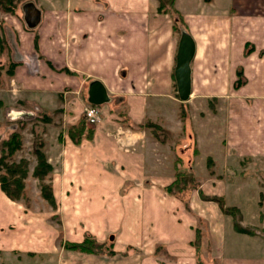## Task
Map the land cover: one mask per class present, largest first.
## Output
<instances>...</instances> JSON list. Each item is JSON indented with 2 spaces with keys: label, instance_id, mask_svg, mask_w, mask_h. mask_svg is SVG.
I'll use <instances>...</instances> for the list:
<instances>
[{
  "label": "rangeland",
  "instance_id": "obj_1",
  "mask_svg": "<svg viewBox=\"0 0 264 264\" xmlns=\"http://www.w3.org/2000/svg\"><path fill=\"white\" fill-rule=\"evenodd\" d=\"M152 1L158 9V1ZM64 2L19 0L14 14L0 10V146L11 133L18 132L21 147L12 159L28 162L16 198L8 197L0 187V264H155L154 259L157 264H171L177 258L173 252L184 257L194 255L196 264H221L219 259L211 258L218 254L224 260H264V0H175L174 8L187 22V28L178 23L179 32L172 29L177 35L192 32L201 40L208 34L207 26L216 29L219 21L227 27L237 26L231 38L236 42L237 37L241 38V28L243 32L249 30L246 19L255 26L251 27L253 42L244 44L255 50L243 71L251 77L243 88L250 97H241L242 90L230 85L226 70L225 83L212 88L228 98L207 100L197 96L192 102H180L176 96H161L149 103L146 118L137 124L122 118L125 108H115L112 97L109 103L97 105L99 122L86 121L85 110L91 105L88 88L98 81L94 77L85 79L83 75L80 88L65 78L67 86L60 91L62 87L57 84L34 88L32 73L24 76L25 69L17 78L15 68L12 74L8 71L12 61L20 60V53L34 62L36 53L28 37L41 26L56 31L57 21L68 10ZM32 9L44 18L34 26L27 19L35 18ZM206 39L212 40L208 36ZM58 41L57 35L51 38L53 48H58ZM63 72L67 76L75 74ZM106 107L115 109L118 121L125 124L120 133L117 129L108 136L118 135L119 148L131 152L133 143H122L121 136L145 132V171L152 176L172 175L169 183L123 182L116 174L125 172V167L112 165L109 159L91 158L88 144L76 152L77 165L69 162L74 156L69 148L57 152L56 125L69 126L60 109L82 112L73 125L94 129ZM240 111L248 112L244 116ZM237 115H242L240 120ZM233 128L243 132V139L230 149L227 132ZM39 142L52 165L42 179L33 174L37 162L33 144ZM59 157H65V161ZM177 168L185 177L179 178ZM176 176L175 184L172 182ZM170 184L174 185L171 194L167 191ZM176 222L182 230L175 229ZM185 224L191 226L187 231ZM218 236L225 237L227 251L215 249L213 239ZM246 236L255 242L246 245L239 240ZM187 237L191 238V252L187 245L166 246L168 241ZM84 240L91 244L88 247L92 251L71 246ZM255 247L257 250L248 252Z\"/></svg>",
  "mask_w": 264,
  "mask_h": 264
},
{
  "label": "crops",
  "instance_id": "obj_2",
  "mask_svg": "<svg viewBox=\"0 0 264 264\" xmlns=\"http://www.w3.org/2000/svg\"><path fill=\"white\" fill-rule=\"evenodd\" d=\"M64 4L68 10H64L61 18L57 21L58 29L56 31L51 32L41 26V29L31 32L28 42L30 40L31 48L35 49L36 59L33 62L32 59L20 53L18 56L20 60H17L15 67V78L23 75L22 70L25 69L24 76L27 73H32L31 80L34 88H50L52 84H57L62 87L60 91H63L67 86L65 78H68L70 84L72 82L80 88L84 84L82 82L84 78L94 77L106 88L108 94L106 103H109L112 97L113 101L116 102L115 108L124 106L125 115L122 118L129 119L132 124L141 123L146 118L149 103L156 101L159 97L176 96L179 98L174 79V66L180 35L172 30L171 18L158 12L155 1L65 0ZM33 11L37 14V18L27 17L28 24L31 26L38 25L40 23L38 20L44 19L36 10L33 9ZM26 13L29 14L28 11ZM216 22L218 28L215 29L214 26L211 29L209 24L207 26L208 34L202 35L204 37L201 40L194 33L189 32L195 41V54L190 64L191 93L188 101L192 102L197 96H205L207 100L228 98L223 94L214 93L212 87L222 86L225 83L226 70L229 74L227 80L234 87L237 79V68L242 66L244 71L245 63L255 55V50H251L247 56L243 54L245 42H253L250 38L253 29L251 27L254 25L249 19L245 21L246 23L249 22L245 24V26H249V30L243 32L241 28V38L237 37L238 41L236 42L231 41V38L234 36V30L237 26L227 27L225 23ZM56 35L59 39V43L56 44L58 48H53L51 38L56 37ZM206 36L212 40L208 41ZM62 41L65 42L64 45H62ZM61 70L75 71V74L70 73L71 75L67 76V73ZM243 75L244 82L236 90H242L241 97L249 98V92L245 94L246 91L243 88L249 85L251 77L246 76L244 72ZM180 102L182 101L180 100ZM106 108L99 125L93 127L92 138H85L77 144L72 141L67 129L77 123L82 112H74V109L72 111L69 108L60 109L63 116L68 119L69 126L56 125L59 126L56 136L57 148H59L57 152L61 154L69 148L74 155L73 161L69 160V162L77 165L79 156L76 152L81 151V147L88 144V148L92 150L91 158L96 157L95 160L102 158L107 161L109 159L112 165L125 167V172L116 174L123 182L165 180V185L169 183L172 180V175L169 177L161 174L152 176L145 171L147 160V153L143 147L146 139L145 132L140 131L121 136L122 143H125V140L133 143L135 148L131 152L119 148L116 139L118 135L116 137L108 136L111 132L115 133L117 129L120 133L125 124L118 121L119 115L115 109L112 111L113 108ZM233 112L236 116V111ZM247 112L240 111L244 116L247 115ZM235 116L233 118H236ZM241 116L237 115V120H240ZM239 132L241 133L239 128H233L227 132L229 135L227 140H230L231 144L228 145L230 149L240 143V139H243V132L241 134ZM248 137L250 135L245 136L244 139ZM126 145H130V143ZM59 159L65 161V157H59ZM92 177L94 178V176ZM175 224V229L182 230L177 222ZM184 226L186 231L191 227L189 224ZM217 238L216 240L213 239L215 249L219 251L222 248L227 251L229 247L225 237L222 239L221 236H218ZM189 240H191L190 237L173 239L174 242L168 241L166 246L187 245L190 249L188 252H191L193 248L188 245ZM239 240L246 245L255 242L247 236L239 237ZM255 250H257L256 247L255 249L250 248L248 252ZM173 254L177 258L171 264H196L192 254L187 257L178 255L176 252ZM211 258L219 259L221 264H264L262 259L235 258L224 260L221 254ZM154 262L155 264L158 263H156V259Z\"/></svg>",
  "mask_w": 264,
  "mask_h": 264
},
{
  "label": "trees",
  "instance_id": "obj_3",
  "mask_svg": "<svg viewBox=\"0 0 264 264\" xmlns=\"http://www.w3.org/2000/svg\"><path fill=\"white\" fill-rule=\"evenodd\" d=\"M158 1V12L161 14H168L173 19L172 28L174 31L179 32L180 29L178 23H182L185 28H187V22L181 16V14L174 8L175 0H157ZM19 0H0V10L14 14L16 8L18 7ZM2 31V25L0 24V32ZM2 39L0 38V46H2ZM249 44V42L245 43V46ZM1 48V47H0ZM253 48H245L244 47V56H247ZM1 53V52H0ZM17 62H11L10 69L8 71L12 74ZM237 79L234 83V87L238 88L243 82V68L239 66L237 68ZM178 96V94H177ZM67 132L74 143H80V141L84 138H90L93 135V129H87L85 125L81 127H76V125H71ZM42 143H34L33 144V153L36 156V165L34 168L33 174L42 179L45 175H47L52 170V165L48 162L45 153L41 150ZM21 147L20 134L16 131L11 133L7 138L2 141L0 146V187L6 193V195L12 199L16 198L17 192L22 189L23 181L22 179L26 176L27 172V160L21 158L18 162H15L12 159V155L15 153L17 149ZM12 159V160H11ZM177 174L182 173L180 169H176ZM177 178L172 182L176 184ZM180 177H185L183 174ZM193 178V175L191 176ZM173 184L168 185L167 191L174 193L171 188H173ZM183 188V187H182ZM168 192V193H169ZM173 195V194H172ZM243 228V227H242ZM237 230L243 231L241 227H238ZM95 247H98L97 244L92 242ZM91 244L84 240L79 244H71L72 247H78L83 251H92L89 249ZM197 264H202L201 261H198Z\"/></svg>",
  "mask_w": 264,
  "mask_h": 264
},
{
  "label": "water",
  "instance_id": "obj_4",
  "mask_svg": "<svg viewBox=\"0 0 264 264\" xmlns=\"http://www.w3.org/2000/svg\"><path fill=\"white\" fill-rule=\"evenodd\" d=\"M33 11V9H32ZM34 15V14H33ZM35 13V17H36ZM33 18V17H32ZM195 54V41L187 31H182L178 40L174 79L178 97L181 101H187L191 93V61ZM88 100L91 104L100 105L108 100L106 88L100 81H93L89 85Z\"/></svg>",
  "mask_w": 264,
  "mask_h": 264
},
{
  "label": "built area",
  "instance_id": "obj_5",
  "mask_svg": "<svg viewBox=\"0 0 264 264\" xmlns=\"http://www.w3.org/2000/svg\"><path fill=\"white\" fill-rule=\"evenodd\" d=\"M86 121L90 124H96L99 122V108L96 104H91L85 110Z\"/></svg>",
  "mask_w": 264,
  "mask_h": 264
}]
</instances>
